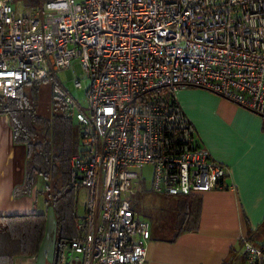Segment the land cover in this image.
<instances>
[{"label":"built area","instance_id":"built-area-1","mask_svg":"<svg viewBox=\"0 0 264 264\" xmlns=\"http://www.w3.org/2000/svg\"><path fill=\"white\" fill-rule=\"evenodd\" d=\"M74 61L89 82L88 109L59 77L83 89ZM50 75L80 128L70 166L88 191L58 264H145L151 224L131 203L145 168L156 195L229 188L178 92L202 89L264 119V0H0V96L16 99ZM243 250L248 264H264V245Z\"/></svg>","mask_w":264,"mask_h":264},{"label":"crops","instance_id":"crops-1","mask_svg":"<svg viewBox=\"0 0 264 264\" xmlns=\"http://www.w3.org/2000/svg\"><path fill=\"white\" fill-rule=\"evenodd\" d=\"M178 101L213 159L228 168L229 188L201 195L199 230L170 242L152 236L145 264H248L246 241L264 245V119L208 91L189 88ZM27 149L17 145L10 119L0 115V216L47 215L46 237L39 255L15 264H54L56 229L47 201L50 182L43 177L26 191ZM40 200L43 202L39 205Z\"/></svg>","mask_w":264,"mask_h":264},{"label":"trees","instance_id":"trees-1","mask_svg":"<svg viewBox=\"0 0 264 264\" xmlns=\"http://www.w3.org/2000/svg\"><path fill=\"white\" fill-rule=\"evenodd\" d=\"M26 7H36L44 0H18ZM56 82L50 75L41 82H28L22 86L16 99L0 96V115L9 117L14 141L27 149L26 191L34 189L40 177L50 182L47 188V201L56 222L54 264H58L64 248L77 237L76 223L78 192L77 179L71 169L72 157L79 146L78 125L69 116L64 104L53 94ZM50 85V87H48ZM47 86V87H45ZM52 88L49 98V117L38 115L40 95ZM142 193L152 194L143 182ZM166 211L162 220L170 219L173 233L163 235L157 223L151 224V238L170 242L180 236L199 230L202 197L201 195L165 197ZM169 208V207H168ZM167 214V215H166ZM172 218H171V217ZM169 221V220H168ZM48 227L47 215L0 216V264H15L16 260L35 258L43 246ZM227 264V263H224Z\"/></svg>","mask_w":264,"mask_h":264},{"label":"rangeland","instance_id":"rangeland-1","mask_svg":"<svg viewBox=\"0 0 264 264\" xmlns=\"http://www.w3.org/2000/svg\"><path fill=\"white\" fill-rule=\"evenodd\" d=\"M43 1L41 2V4ZM73 67V72L75 74V77L80 79L82 81L83 89L82 90H77L75 89L74 86V81L70 78H68L66 72H62L59 74V77L61 79V82L63 83L64 87L75 97L77 98L81 105L85 109H88V102L86 100L85 92L86 89L89 86V82L84 81V71L80 65L79 62L74 61L72 63ZM57 82V81H56ZM55 82V83H56ZM47 87V86H45ZM50 87V85L48 86ZM52 95V88L50 90H45V93L40 95V102L42 100V103H39V108H38V115L42 117H49L51 110L49 108V98ZM78 132H79V138H80V128L78 127ZM141 177L145 179V186L148 189L151 185L152 181V170L151 168L147 167L141 172ZM143 189V182H140L139 186L134 189V193L131 196V203L133 210L137 213L138 217L140 220H146L150 223H157L158 228L160 232L165 235V234H171L173 233L172 229V224L170 222V219H164L162 220L161 217H167L164 216L166 211L172 208L173 203L169 204V208L166 207L165 202H168L167 199H165V196L161 195H156L154 193L152 194H144L142 193ZM88 199V191L85 188H80L78 192V207H77V214L78 217L81 219L85 218L86 215V202ZM43 201V200H42ZM40 200L39 205H42V202ZM167 215V214H166ZM171 217V216H170ZM172 218V217H171ZM48 238L53 243L54 245V251H55V243L58 239V236L56 234V229H50L48 233ZM47 264H53L51 259L48 260Z\"/></svg>","mask_w":264,"mask_h":264}]
</instances>
